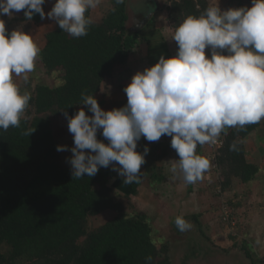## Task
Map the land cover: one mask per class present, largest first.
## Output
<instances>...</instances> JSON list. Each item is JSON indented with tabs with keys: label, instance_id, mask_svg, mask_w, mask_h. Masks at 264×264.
<instances>
[{
	"label": "trees",
	"instance_id": "16d2710c",
	"mask_svg": "<svg viewBox=\"0 0 264 264\" xmlns=\"http://www.w3.org/2000/svg\"><path fill=\"white\" fill-rule=\"evenodd\" d=\"M166 2L174 32L188 15H199L212 6L209 0ZM240 7L250 8L243 0L233 8ZM43 8L46 17V4ZM131 12L127 0L123 4L113 0L100 22H95L89 10L93 23L86 36L74 38L59 25L45 34L39 67L49 74L61 71V82L37 81L25 111L34 116L24 114L19 128L0 130V264H146L147 257L151 264L174 263L168 249L172 240L159 244L151 218L143 211L127 212L115 197L116 192L135 195L137 186L146 180L153 184L156 173L141 170L139 183L126 184L109 166L101 167L94 177L85 174L73 179L71 165L64 164L65 155L57 151L61 142L53 116L64 112L74 116L82 105V94L94 95L106 78L129 72L128 61L140 38ZM22 13V20H27ZM32 20L44 19L35 14ZM262 122L234 127L219 136L223 145L217 148L213 163L221 170V190L230 189L234 177L242 182L257 177L259 167L247 161L243 139ZM28 129L34 132L25 135ZM97 138L109 143L102 131ZM144 141L142 137L138 146ZM233 144L236 150H230ZM227 199L231 205L233 199ZM109 209L117 214L90 229L89 218ZM175 219L173 227L181 236Z\"/></svg>",
	"mask_w": 264,
	"mask_h": 264
},
{
	"label": "clouds",
	"instance_id": "9594fccd",
	"mask_svg": "<svg viewBox=\"0 0 264 264\" xmlns=\"http://www.w3.org/2000/svg\"><path fill=\"white\" fill-rule=\"evenodd\" d=\"M45 2L0 0V17L24 10L27 20L35 14L43 20ZM100 3L56 0L47 18L80 38L93 23L87 13ZM252 5L227 10L209 6L199 15L184 18L172 38L178 45L176 55H162L154 66L137 72L124 88L125 106L105 111L94 95L82 94V105L93 115H87L83 107L74 116L64 112L74 140L73 155L68 159L73 179L85 174L94 177L101 167L111 165L124 183H139L150 149L145 146L143 153L138 152V141L142 137L159 141L167 135L179 157L171 164L173 179L182 175L184 182L194 184L210 167L209 158L197 154L198 145L215 143L226 128H244L264 119V0H252ZM39 54L32 34L23 27L9 33L0 19L2 131L20 127L31 93L21 91L15 77L22 76L27 82ZM101 129L107 144L97 138ZM33 132L28 129L24 134ZM67 150L65 145L57 146V151ZM230 150H236L235 144ZM175 224L181 232L191 228L183 216H177ZM146 264H151V257Z\"/></svg>",
	"mask_w": 264,
	"mask_h": 264
},
{
	"label": "crops",
	"instance_id": "0c3cea01",
	"mask_svg": "<svg viewBox=\"0 0 264 264\" xmlns=\"http://www.w3.org/2000/svg\"><path fill=\"white\" fill-rule=\"evenodd\" d=\"M166 1L127 0V5L131 9V13H133L131 21H135L136 29L140 30V38L128 61V66L130 68L129 72L125 70L113 77L106 78L101 89L94 94V97L98 100V103L103 110L108 111L125 106L127 103V96L124 92V88L131 82V78L137 72L154 66L159 61L160 56L163 55L168 58L176 55L178 45L172 39L174 36V29L168 19V2ZM233 1L234 0H232L231 4L227 5L234 7L236 3ZM55 2L56 0H46V17ZM112 2L113 0H101V3L97 7L104 5L107 10L104 13L106 15L112 7ZM250 2V5H252V0ZM222 5V2H219L218 7H222ZM19 13L23 14L22 10ZM91 13H93L92 9ZM101 20H95V22H100ZM206 55L210 56L209 49H206ZM82 107L85 109L87 115H93V113L87 111V105H80L78 110ZM262 123L255 131L249 133L243 139V143L245 145L247 161L257 165L259 167V173L263 174V176H259V178L256 177L249 182L238 181V190L234 188V177L230 189L228 188L223 191L218 187L217 190V193L219 192L218 194L221 198L222 196L224 199L238 197L237 204H234L237 208L238 215L237 217H234V226H232V228L235 227L234 231H236V225H238L237 229L240 228L242 232L241 234L238 232H231L233 236L229 235L227 237L229 229L227 230L226 227L222 228L217 233V239H220V241H217V245L214 246L222 251L221 256L223 258H234V261L237 264H264V119ZM232 128L234 127L226 128L220 136ZM101 131L102 129L99 130L98 133ZM168 138L166 143L157 147L154 153L145 157L146 162L141 166V170L156 173V175L153 176L154 182L152 185L154 186L158 184H167L168 186H171L176 183L177 189L181 188V192H186L184 193V197H182L187 201L186 208L189 210L193 209L190 213L195 211L196 214L199 215L198 206H203L204 202L202 196L206 194V191H203L204 185L202 179L197 181L198 185L196 186L184 182L182 175H177L176 178L173 179V174L170 172L171 164L173 163V160H178L179 157L175 149L171 147L172 137L168 136ZM208 145L209 143L198 145L197 154L204 156L205 153L209 151ZM158 176H161L160 180H156ZM144 183H147V180L137 186L135 196L138 195V192ZM143 189L144 188H142V190ZM191 189L192 192H190ZM204 214V211L203 213L200 212L201 219H199V227L201 229H203L201 225L204 219ZM182 215L187 216V214ZM201 235L204 237L205 234ZM193 242L198 243L199 240L193 238ZM195 243L190 244H193L195 247L197 244ZM194 247L191 251H195Z\"/></svg>",
	"mask_w": 264,
	"mask_h": 264
},
{
	"label": "rangeland",
	"instance_id": "374dc122",
	"mask_svg": "<svg viewBox=\"0 0 264 264\" xmlns=\"http://www.w3.org/2000/svg\"><path fill=\"white\" fill-rule=\"evenodd\" d=\"M137 1V0H133ZM166 1V0H165ZM210 4L212 6H219V2H222V7H220L222 10H227L229 8H233L231 5L232 0H209ZM237 4L239 0H234ZM233 1V2H234ZM246 2V4L249 7H252L253 5H250L249 0H243ZM221 5V4H220ZM227 5V6H226ZM138 9V8H137ZM107 10L105 9L104 5H101V7H96L95 9H92V16L95 20H101L104 13ZM3 20L5 21L6 27L8 30H14L20 27H23L25 32H28L33 35L34 41L37 43L38 47L41 49L43 45L45 44V34L50 31L53 27H57L58 24L49 18H45L41 22H35L33 20H22V14L19 12H14L12 17H9L7 15H4ZM226 53V51H225ZM61 71H57L53 74H49L42 66L39 67V59L36 60V66L33 72L29 73V80L25 82L23 80V77H15L17 83L19 84L21 91L27 90L28 92H31L37 81L47 82L48 84L55 85L61 82ZM26 115V114H25ZM27 117L32 118L34 116V113L26 115ZM53 123L55 128V133L57 137L60 139L61 145L67 146L69 150L63 151L62 159L64 164L68 163V159L71 158L73 153L70 151L72 147H74V140L73 135L68 130V120L64 115H54L53 116ZM263 124V123H262ZM170 137V136H169ZM168 138V136H166ZM169 139V138H168ZM208 152L205 153L204 156H207L210 160V167L209 169L204 173L202 178L203 183V191H206V194H204L203 197V206L199 207V218L195 219L193 215L196 214L194 211L193 213H190L191 210L187 209V201L183 199L184 192H181V188L177 189V184L174 185H165V184H158V185H151L149 182L144 183L139 192L138 195H131L129 197H126L124 193L116 192L115 197L120 200L124 204V208L127 212L131 211H143L145 212L152 220V224L154 226V233L156 234V237L158 236L161 241L158 243L161 244L162 242H166L168 245L169 241H171L168 246L169 252L171 253V260H174L173 264H237L234 261V258H223L221 256L222 251L219 248L214 247L217 245V241L219 242L220 239H217V233L222 228H227L228 233L227 237L229 235H232L233 233H239L241 234V229L238 228L236 225V231H234L235 227L232 228L230 224L231 220H225L223 219V215L226 214L227 208L230 209L233 207V216L237 217L238 211L237 208L234 206L238 202V197H234L233 202L227 203V200L224 199L223 196H221L217 193L218 187L221 184L222 179L221 177V170L218 168L216 169L214 167L213 160L215 159L216 155L218 154L217 148L212 144L209 143ZM69 164V163H68ZM111 166V165H110ZM112 167V166H111ZM263 176V174L258 173L257 177L259 178ZM257 178V179H258ZM235 184L234 188L236 190L239 189L238 181H240L238 178H234ZM193 186L198 185V183L191 184ZM168 188H167V187ZM142 188H144L142 190ZM195 188V187H194ZM177 189V190H176ZM185 190V189H184ZM192 192V189L190 190ZM226 200V201H224ZM190 202V201H189ZM227 204L229 206H227ZM197 205V204H195ZM188 212H187V211ZM204 211V219L202 222L201 229L198 225L200 218V212L203 213ZM117 213L112 210H106L96 216H92L89 218V227L90 229L96 228L109 219L113 218ZM182 214H187L182 215ZM177 216H183L186 221H195L196 224L194 225L191 223V228L187 231H183L182 235L176 234V228L173 227V220ZM204 232V233H203ZM201 234H205L204 237H202ZM233 236V235H232ZM178 237V238H176ZM175 238V241L173 240ZM193 238H196L199 240V242L196 244L193 242ZM182 241V242H181ZM188 241V242H187ZM180 242V245H179ZM187 243V244H183ZM195 243L196 246L194 247L193 244ZM183 244V245H182ZM195 248V251H191V249ZM190 248V249H189ZM189 249V250H187ZM187 250V251H184ZM189 253V254H188Z\"/></svg>",
	"mask_w": 264,
	"mask_h": 264
},
{
	"label": "built area",
	"instance_id": "2783aa9c",
	"mask_svg": "<svg viewBox=\"0 0 264 264\" xmlns=\"http://www.w3.org/2000/svg\"><path fill=\"white\" fill-rule=\"evenodd\" d=\"M166 136L167 135H164V136H162L161 138H160V140L159 141H154V142H149V141H147L146 139H145V141L140 145V146H138L137 147V151L138 152H141V153H143V150H144V148H145V146H147L149 149H150V152H152L153 151V149L157 146V145H160V144H164V143H166V141H167V138H166ZM216 148H220L222 145H223V140L221 139V138H217L216 139V141H215V143H212ZM156 149V148H155ZM227 206H229L228 204H227ZM233 207H231L230 209H228L227 208V211H226V214H224L223 215V219H225V220H231L230 221V224L231 225H234L233 223H234V219H232V216H233Z\"/></svg>",
	"mask_w": 264,
	"mask_h": 264
}]
</instances>
